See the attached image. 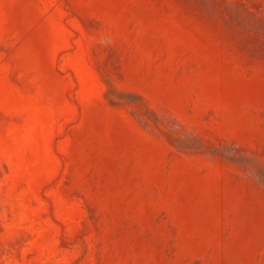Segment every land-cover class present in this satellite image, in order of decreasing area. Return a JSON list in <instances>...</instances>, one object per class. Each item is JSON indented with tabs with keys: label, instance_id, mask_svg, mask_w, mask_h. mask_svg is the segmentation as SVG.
<instances>
[{
	"label": "rangeland",
	"instance_id": "rangeland-1",
	"mask_svg": "<svg viewBox=\"0 0 264 264\" xmlns=\"http://www.w3.org/2000/svg\"><path fill=\"white\" fill-rule=\"evenodd\" d=\"M0 264H264V0H0Z\"/></svg>",
	"mask_w": 264,
	"mask_h": 264
}]
</instances>
